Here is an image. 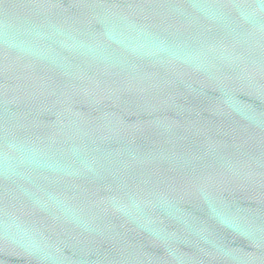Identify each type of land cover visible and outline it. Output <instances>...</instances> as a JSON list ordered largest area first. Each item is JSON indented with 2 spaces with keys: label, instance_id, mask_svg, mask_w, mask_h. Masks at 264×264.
<instances>
[{
  "label": "water",
  "instance_id": "1",
  "mask_svg": "<svg viewBox=\"0 0 264 264\" xmlns=\"http://www.w3.org/2000/svg\"><path fill=\"white\" fill-rule=\"evenodd\" d=\"M0 264H264V0H0Z\"/></svg>",
  "mask_w": 264,
  "mask_h": 264
}]
</instances>
